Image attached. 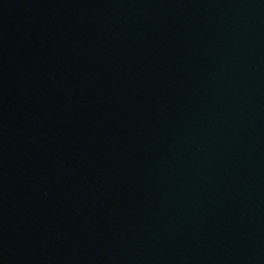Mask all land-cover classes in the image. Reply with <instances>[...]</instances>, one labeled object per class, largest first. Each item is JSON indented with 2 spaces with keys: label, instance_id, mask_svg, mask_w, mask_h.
Wrapping results in <instances>:
<instances>
[{
  "label": "water",
  "instance_id": "1",
  "mask_svg": "<svg viewBox=\"0 0 264 264\" xmlns=\"http://www.w3.org/2000/svg\"><path fill=\"white\" fill-rule=\"evenodd\" d=\"M0 264H264V0H0Z\"/></svg>",
  "mask_w": 264,
  "mask_h": 264
}]
</instances>
